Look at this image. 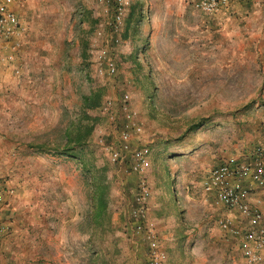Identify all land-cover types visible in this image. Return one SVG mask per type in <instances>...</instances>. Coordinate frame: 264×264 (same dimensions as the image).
Instances as JSON below:
<instances>
[{
	"label": "rangeland",
	"instance_id": "1",
	"mask_svg": "<svg viewBox=\"0 0 264 264\" xmlns=\"http://www.w3.org/2000/svg\"><path fill=\"white\" fill-rule=\"evenodd\" d=\"M195 2L131 0L120 41L113 46L118 71L106 77L97 74L93 60L109 38V15L98 0H63L47 27H39L44 22L40 18L21 23L14 59L0 60V155L7 153V126L12 124L7 109L11 105L20 113L25 110L23 103H12V83L41 76V88L51 99L36 110L43 114L33 122L40 125L41 140L45 136L58 147L28 149L30 155L20 149L27 157L15 164L19 172L15 182L20 189L39 190L24 209L39 211L35 202L43 197L52 207H64L74 220L64 234L56 227L46 230L53 243L34 245L30 263L22 258L28 249L22 240L23 221L12 231L14 241L8 237L7 224L0 239V264H147V244L134 231L129 215L142 177L152 192L150 210L161 214V218L152 215L156 222L152 229L165 253L162 264H243L238 242L220 224L225 218L237 220L231 210L204 193L202 181L214 165L241 158L248 150L240 143L247 136L252 111L263 102L252 98L260 90L261 68L246 53L239 54L238 64L232 66L230 29H216L215 14L201 13ZM10 51L0 44V56ZM99 87L104 88L100 107L87 109L84 96ZM124 93L130 94L143 127L140 135L133 136L134 144H150L152 149L148 170L130 188L123 186V170L109 163L96 141L100 134L107 143L117 140ZM106 98L114 102L110 113L101 110ZM89 127L83 145L67 153L59 147L67 131L73 136ZM32 137L28 131L26 138ZM0 159L4 181L11 182L7 167L12 168ZM99 182L106 188L109 218L103 222L104 233L103 225L95 227L91 242L92 189ZM189 186L200 189V198L187 196ZM45 189L48 193L41 197ZM174 197L182 210L173 215L165 202ZM257 264H264V250Z\"/></svg>",
	"mask_w": 264,
	"mask_h": 264
},
{
	"label": "built area",
	"instance_id": "2",
	"mask_svg": "<svg viewBox=\"0 0 264 264\" xmlns=\"http://www.w3.org/2000/svg\"><path fill=\"white\" fill-rule=\"evenodd\" d=\"M15 1L0 0V44L8 45L12 50L11 53L0 56V60L3 61L14 59V52L19 47L18 38L23 32L18 15L10 8ZM232 1L234 0H196L194 5L201 13L213 15L227 9ZM98 3L109 15L106 23L109 38L99 46L93 60L100 77L114 76L118 66L113 54V46H117L120 41L119 35L130 10L131 0H98ZM19 72L16 69L17 75ZM113 104L110 98H106L101 107L103 113H110ZM119 108L123 120L120 122L115 143H107L104 139L105 135L101 134L97 136L96 141L105 150L109 163L120 170L143 175L149 168L152 150L148 144H134L133 136L140 135L143 127L131 107L129 93H124ZM245 181L262 189L264 201V137L254 146L252 153L246 159L231 157L210 168L202 181L205 193L209 194L217 204L236 211L243 219L244 224L241 225L235 224L229 218L222 219L221 228L239 239L243 264H257L264 250V206L248 201L250 188L244 184ZM6 191L5 186L0 182V239L7 229V222L2 215ZM151 195V188L145 177H142L129 215L134 231L141 233L147 244V264H162L165 253L161 251L156 234L146 222Z\"/></svg>",
	"mask_w": 264,
	"mask_h": 264
},
{
	"label": "crops",
	"instance_id": "3",
	"mask_svg": "<svg viewBox=\"0 0 264 264\" xmlns=\"http://www.w3.org/2000/svg\"><path fill=\"white\" fill-rule=\"evenodd\" d=\"M62 2L63 0H16L10 8L18 15L20 22L24 24L23 26L26 25L27 20H39L40 18L44 22L39 23V27H47L50 22L55 19L53 17H55L54 15L57 13V10H60ZM34 5L38 6L40 11L35 9L36 7ZM213 19L219 27L216 29L220 30V32H227V30L230 29L231 40L233 41L231 49V65L236 66L238 64L239 54L246 53L253 56L255 58L254 64L258 68L259 66L261 68L260 90L257 95L252 98L263 102L262 104H258L256 109L252 111L253 115L251 116V121L246 126V128H248V130L246 129L247 136H245V139L241 140L240 143L241 148H248V150L245 151V153L248 154L252 146H255L264 137V0H234L227 9L217 14L215 13ZM40 80H42L41 76H32L22 79L19 85V81L12 83L13 86H15L10 94L12 97H10L12 103H23L25 110L20 113L15 108H12L11 105L10 108L7 109L6 112L8 114V119L10 118L12 124L7 126V142L5 143L7 153H5L4 156L0 155V158L6 159L9 166L12 168L10 169L7 167V171L11 172L13 177L11 182L4 181L3 169L0 168V182L7 190L5 193V204L2 207V215L10 226L11 234L8 236L10 241L17 239L12 235V231L18 228V223L20 221H23L25 235H23L22 240L27 244L28 249L26 253L22 255V258H24V261L27 263H30L29 260L33 259L35 255L34 245L38 243H53V240L49 239L46 230L56 227L61 230L62 234H64V231L69 226L71 227L74 220L71 218V214L66 215V211H63L66 210L64 207L61 208L60 205L52 207L51 205H48L47 202L43 201L42 195L48 193L46 189L42 190V200H39L38 203L35 202V204H39V211L37 210L36 212L35 208L31 206L24 209L23 204L24 206L27 203L30 205L33 196L38 195L39 190L33 191L32 189H20L17 186L18 183L15 182L16 176H19L15 164L27 157L25 153L30 155L31 150L29 151L28 149L45 151L47 148L56 146L53 144V141L47 140L45 136L41 140L39 135L41 133L40 125L36 126L33 122L34 119L39 120V117L43 114L36 110H40V107L47 104L48 99H51V97L48 98L46 91L41 88ZM22 118L23 122L22 124H19V121ZM28 131L33 134L32 139L26 138ZM20 149L24 150L25 153L21 152ZM245 158V154L242 153L240 159ZM121 172L122 174L120 177L123 179L122 183L124 188L134 186L137 179L141 177L139 174L126 171ZM189 183H193V181L191 180ZM244 184L250 188L248 201L254 204H259V206L263 207L264 201L262 199V189L256 185L248 183L247 181H245ZM191 188L192 187L189 186V190ZM199 192V188L196 191L191 189L190 192L187 193V196L195 195L197 198H200ZM154 193H156V191ZM175 206L176 209L174 213L172 212L173 215L179 212V210H182L176 204ZM127 207L129 208L130 205L127 204ZM22 208L23 211L21 210ZM151 210L149 206H147L146 222L152 228L156 226V222L152 218L153 212ZM231 213L237 220L235 224H244L243 219L236 211L231 210ZM160 215L161 214L156 210L153 216L161 218ZM20 217L22 219H20ZM174 219L175 218L173 217V220ZM91 228L92 233L90 234V237L92 242L94 241V228ZM88 233L89 228L87 227V235ZM61 237L62 235L60 238ZM233 237L234 240L238 242L239 239L234 235ZM3 241H6V238ZM59 243L63 244V240H59ZM6 249L8 248L6 247ZM12 257L13 256L11 255L10 258Z\"/></svg>",
	"mask_w": 264,
	"mask_h": 264
},
{
	"label": "trees",
	"instance_id": "4",
	"mask_svg": "<svg viewBox=\"0 0 264 264\" xmlns=\"http://www.w3.org/2000/svg\"><path fill=\"white\" fill-rule=\"evenodd\" d=\"M117 66H118V64H117ZM103 89H104L103 87H99L90 95L84 96L83 101H84V105L87 109H97L100 107L101 99H102L103 92H104ZM91 130H92V127H89L88 129H86L84 131V133H81L78 130L77 133H75V135H73V136H71L70 131H67L66 140L63 144L60 143L59 147L67 153L70 150H73V148L83 145L86 142L87 137L90 135ZM148 145L151 148V145L150 144H148ZM55 147L57 148L58 146H55ZM253 149H254V146H252V148L249 150L248 154L245 153L246 158L249 156V154L252 153ZM224 161H221V162L217 163L216 165L223 163ZM208 171H207V173H208ZM207 173H206V176H207ZM202 189H203V185H202ZM92 190H94V191L92 192V206L90 209V224H91V227H93L95 230L96 226L103 225L104 220L107 223L108 218H109V214L107 211L108 210L107 209L108 201H107V197L105 195V192H106L105 186H103V184L101 182H99V183H96L95 185L93 184ZM168 190H172L171 184L168 186ZM203 191H204V189H203ZM176 200L177 199L174 197V199H172V200L166 199V202H165L168 205V207L170 208L171 212H173V213L175 212V209H176V206H175ZM88 215H89V211H88ZM104 225L102 226L103 227V233L105 231ZM106 227H109V225H107Z\"/></svg>",
	"mask_w": 264,
	"mask_h": 264
}]
</instances>
